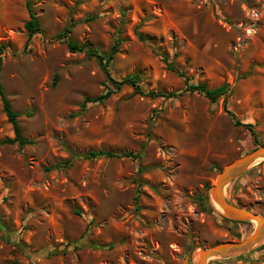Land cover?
Instances as JSON below:
<instances>
[{"label": "rangeland", "instance_id": "1", "mask_svg": "<svg viewBox=\"0 0 264 264\" xmlns=\"http://www.w3.org/2000/svg\"><path fill=\"white\" fill-rule=\"evenodd\" d=\"M67 28L101 55L115 48L110 75H138L140 90L72 52ZM0 46V89L34 141L5 142L15 134L0 95V264H197L200 249L253 233L210 191L255 146L235 120L264 144V0H0ZM197 84L228 97L212 103ZM100 151L120 157L86 155ZM225 194L264 217V161ZM222 261L264 264V241L209 264Z\"/></svg>", "mask_w": 264, "mask_h": 264}, {"label": "water", "instance_id": "2", "mask_svg": "<svg viewBox=\"0 0 264 264\" xmlns=\"http://www.w3.org/2000/svg\"><path fill=\"white\" fill-rule=\"evenodd\" d=\"M264 161V144L258 145L248 153L228 163L219 173L216 183L210 191V199L214 207L218 206L225 216L240 221L256 223L253 233L246 239L226 241L200 249L197 264H209L211 259L225 258L249 252L264 241V217L252 210L231 203L226 188L241 174L252 166Z\"/></svg>", "mask_w": 264, "mask_h": 264}, {"label": "trees", "instance_id": "3", "mask_svg": "<svg viewBox=\"0 0 264 264\" xmlns=\"http://www.w3.org/2000/svg\"><path fill=\"white\" fill-rule=\"evenodd\" d=\"M26 5L27 8L29 10V20L26 22L25 24V28L28 32L29 37L34 36L36 33H40L41 32V28H40V22L36 16V14L34 13L33 9H32V4L29 1H26ZM70 32L71 29L67 28L64 32V37L67 38V43L68 46L70 48V50L72 52L75 51H84L87 50L88 54H90L91 56L95 57L100 65V67L102 68L103 72L105 73L108 81L112 84L115 85L117 89H120L123 85L129 84L133 87L136 88L137 91H139V81H140V77L138 75L135 76H129L126 77L120 81L115 80L109 73L108 68H107V64H106V60L108 59V57H111L112 53L115 52V48H113V50L111 51V53L109 55H101L99 54V52L89 43H82V44H76L71 40L70 37ZM2 51H3V46H0V65L2 63ZM190 90L192 91H198L200 93H203L204 96L212 103H215L219 98L224 97V99H226L228 97V86L227 85H222L220 87L211 89L208 88L205 84H197V85H191L189 87ZM112 93L111 90H109L106 94L100 95L96 98H87L84 106L86 105V103L88 102H96V101H102L104 99H107L110 94ZM151 96L153 97H164V98H169V97H175L179 94H174V93H155V92H151L149 93ZM0 95L2 98V102H3V110L8 118V121L12 124L13 126V131H14V137L13 138H8L5 140L6 143L9 144H15L17 143L20 147H24L25 145L28 144H32L34 141L32 140H27L25 139V137L23 136L22 133V129L21 126L18 122V117H19V113L16 112L13 109L12 103L10 102V100L7 98L6 94L4 93V91L2 89H0ZM226 108V105H225ZM228 114L231 115V117L235 120V116L231 113V111H228ZM235 123L237 125H242L245 128H247L252 137L253 140L255 142V147H257L258 145H261L258 139V135L254 130V125H252L251 123H241L239 120H235ZM253 148V149H254ZM87 157L89 158H94V157H98V156H105V157H120L119 154H115V153H110V152H104V151H100V152H90L88 154H86ZM124 156H132V153H125Z\"/></svg>", "mask_w": 264, "mask_h": 264}, {"label": "crops", "instance_id": "4", "mask_svg": "<svg viewBox=\"0 0 264 264\" xmlns=\"http://www.w3.org/2000/svg\"><path fill=\"white\" fill-rule=\"evenodd\" d=\"M226 258V257H225ZM226 260V259H225ZM224 264H230L231 262L230 261H227V263L226 262H224V261H222Z\"/></svg>", "mask_w": 264, "mask_h": 264}, {"label": "bare ground", "instance_id": "5", "mask_svg": "<svg viewBox=\"0 0 264 264\" xmlns=\"http://www.w3.org/2000/svg\"><path fill=\"white\" fill-rule=\"evenodd\" d=\"M216 208H217L219 211H221V210L219 209V207H218V206H216Z\"/></svg>", "mask_w": 264, "mask_h": 264}]
</instances>
